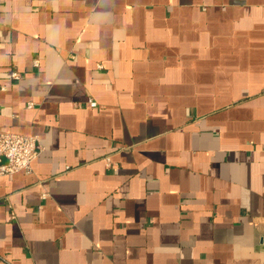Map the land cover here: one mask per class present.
Segmentation results:
<instances>
[{
	"label": "crops",
	"instance_id": "1",
	"mask_svg": "<svg viewBox=\"0 0 264 264\" xmlns=\"http://www.w3.org/2000/svg\"><path fill=\"white\" fill-rule=\"evenodd\" d=\"M3 133L0 264H264V0H0Z\"/></svg>",
	"mask_w": 264,
	"mask_h": 264
},
{
	"label": "built area",
	"instance_id": "2",
	"mask_svg": "<svg viewBox=\"0 0 264 264\" xmlns=\"http://www.w3.org/2000/svg\"><path fill=\"white\" fill-rule=\"evenodd\" d=\"M38 64V62H36ZM15 77H19L14 73ZM92 106L96 102H90ZM33 106L32 103L29 104ZM41 147L36 136L14 133L0 135V175H9L22 170L31 171L34 160L39 156Z\"/></svg>",
	"mask_w": 264,
	"mask_h": 264
}]
</instances>
